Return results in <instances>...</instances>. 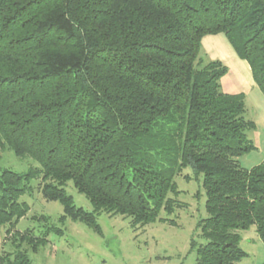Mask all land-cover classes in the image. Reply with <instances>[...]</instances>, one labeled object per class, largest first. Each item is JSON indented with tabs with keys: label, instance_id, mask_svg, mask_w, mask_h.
<instances>
[{
	"label": "trees",
	"instance_id": "16d2710c",
	"mask_svg": "<svg viewBox=\"0 0 264 264\" xmlns=\"http://www.w3.org/2000/svg\"><path fill=\"white\" fill-rule=\"evenodd\" d=\"M220 33L264 94V0H0V145L39 164L0 171V229L13 246L0 264H33L29 251L64 233L45 215L41 235L13 232L39 176L42 195L64 206L61 224L100 231L101 211L133 227L174 213L175 177L191 167L208 213L196 264L242 260L240 230L253 225L264 242V162L239 161L257 148L256 122L245 93L223 91L228 66L201 55L202 39ZM69 181L93 211L75 204Z\"/></svg>",
	"mask_w": 264,
	"mask_h": 264
},
{
	"label": "rangeland",
	"instance_id": "374dc122",
	"mask_svg": "<svg viewBox=\"0 0 264 264\" xmlns=\"http://www.w3.org/2000/svg\"><path fill=\"white\" fill-rule=\"evenodd\" d=\"M221 36L226 37L224 33H220ZM214 39L217 38H213L211 44L216 43ZM229 47L232 48V45ZM210 49V43L202 39L201 55L206 61L210 60V56L205 54ZM237 59L244 67L228 57L225 59L228 72L222 80L224 91L239 88L235 79L242 78L241 89H238L240 92L246 91L244 80L252 81L248 62ZM260 109L263 110L261 105L248 100L246 118H258L256 114ZM247 135L257 144V148L240 156L239 161L242 166L249 168L264 162V123L260 122L258 128L247 131ZM32 167H39L34 158L19 157L8 146L0 145V171L10 169L25 173ZM203 179V174L196 175L191 167H186L175 177L179 193L171 196L182 205L174 213L168 215L162 211L156 221L133 227L129 217L101 211L96 217L100 227L98 231L93 226L71 218L61 224L59 218L64 213L63 204L59 200H47L40 192L42 178L35 177L29 184L31 190L19 199L27 202L30 210L19 220L13 232L30 230L34 235H41L47 226L41 218L44 215L49 217L50 225L64 229L62 235L51 232L49 242L37 252L29 251L33 264H196L197 250L192 248V240L195 239L198 244L207 242L198 227L199 221L208 217ZM64 187L78 207L93 211L90 200L75 188L72 181ZM170 219L175 222H170ZM7 229L8 226L0 229V252L13 251L12 238ZM240 234V245L248 254L236 264H263L264 242L256 226L240 230Z\"/></svg>",
	"mask_w": 264,
	"mask_h": 264
},
{
	"label": "crops",
	"instance_id": "0c3cea01",
	"mask_svg": "<svg viewBox=\"0 0 264 264\" xmlns=\"http://www.w3.org/2000/svg\"><path fill=\"white\" fill-rule=\"evenodd\" d=\"M213 38H217V39H214V40H216V43L211 44V41L213 40ZM204 40L207 43H210V45L212 46V49H210L208 51L206 50V53H205V54L210 56V60H221L223 62H226L225 59H226V57H228L231 60H233L235 64L244 67L243 63H240L241 61H239L237 59L238 56H237L235 50L233 49V47L232 48L229 47L231 45H229V41H227V37H222V36L220 37V34L207 35V37L203 38V42H204ZM248 68L251 70L250 65ZM248 68H247V70H249ZM251 75H252V72H251ZM223 78H222V80H223ZM241 80H242V78L235 79V84L237 83L238 84L237 87H239L238 89H241V83H240ZM243 82H244V86L246 87L245 88L246 91L245 90L243 91V93H245V95H246V102H248V100H250V101L252 100L256 104L261 105L263 107V110L260 109V111H257L256 115L258 118L253 119L256 122V125L258 128V126L260 125V122L264 123V94L260 90L259 86L255 83L253 76H252V81H249V80L245 81L244 80ZM238 89H236V90L230 89V90H225V91H226V93H240V90H238ZM256 146H257V144H256Z\"/></svg>",
	"mask_w": 264,
	"mask_h": 264
}]
</instances>
